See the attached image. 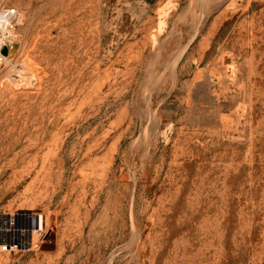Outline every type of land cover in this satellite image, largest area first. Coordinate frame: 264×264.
Returning a JSON list of instances; mask_svg holds the SVG:
<instances>
[{
	"label": "rangeland",
	"instance_id": "obj_1",
	"mask_svg": "<svg viewBox=\"0 0 264 264\" xmlns=\"http://www.w3.org/2000/svg\"><path fill=\"white\" fill-rule=\"evenodd\" d=\"M4 3L0 264H264V0Z\"/></svg>",
	"mask_w": 264,
	"mask_h": 264
},
{
	"label": "built area",
	"instance_id": "obj_2",
	"mask_svg": "<svg viewBox=\"0 0 264 264\" xmlns=\"http://www.w3.org/2000/svg\"><path fill=\"white\" fill-rule=\"evenodd\" d=\"M18 10L6 3L0 6V59L5 55L2 53L4 45L10 47L11 41L15 38L12 29L13 22ZM4 56V57H3ZM0 251L18 252L28 250L34 245V235L40 230L42 216L37 211L18 210L4 212L0 210Z\"/></svg>",
	"mask_w": 264,
	"mask_h": 264
},
{
	"label": "water",
	"instance_id": "obj_3",
	"mask_svg": "<svg viewBox=\"0 0 264 264\" xmlns=\"http://www.w3.org/2000/svg\"><path fill=\"white\" fill-rule=\"evenodd\" d=\"M9 52H10V49H9L8 45H4L3 48H2V53L4 55H8Z\"/></svg>",
	"mask_w": 264,
	"mask_h": 264
},
{
	"label": "bare ground",
	"instance_id": "obj_4",
	"mask_svg": "<svg viewBox=\"0 0 264 264\" xmlns=\"http://www.w3.org/2000/svg\"><path fill=\"white\" fill-rule=\"evenodd\" d=\"M2 43V40L0 39V44ZM4 57V56H3ZM8 57H9V55H8ZM1 58V57H0ZM5 58V57H4ZM1 60V59H0Z\"/></svg>",
	"mask_w": 264,
	"mask_h": 264
}]
</instances>
